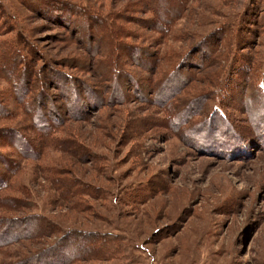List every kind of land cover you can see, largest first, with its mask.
Returning a JSON list of instances; mask_svg holds the SVG:
<instances>
[{
	"label": "rangeland",
	"instance_id": "374dc122",
	"mask_svg": "<svg viewBox=\"0 0 264 264\" xmlns=\"http://www.w3.org/2000/svg\"><path fill=\"white\" fill-rule=\"evenodd\" d=\"M0 104V264H264V0H0Z\"/></svg>",
	"mask_w": 264,
	"mask_h": 264
},
{
	"label": "trees",
	"instance_id": "16d2710c",
	"mask_svg": "<svg viewBox=\"0 0 264 264\" xmlns=\"http://www.w3.org/2000/svg\"><path fill=\"white\" fill-rule=\"evenodd\" d=\"M170 3V2H169ZM167 6V3H166V5L165 6H163L164 8H160V9H164L165 10V7ZM153 7H154V9L156 8V6L153 4ZM166 8H168V7H166ZM154 12H155V15H156V13L158 14V15H161L160 13H158V11L155 9L154 10ZM165 13H167L168 14V11L166 10V11H164ZM100 37H102L101 38V40H103V39H108L107 41H106V44H105V48H106V50H107V55L110 57L109 58V60L107 61V66H110L111 65V63L114 61V56H115V47H116V44L114 43V40L116 41V36H115V34H100ZM115 38V39H114ZM118 39V38H117ZM135 49H136V52H138V54L139 55H143L145 52V50L144 49H142V48H138V47H135ZM7 60V58L5 59V61ZM8 60H9V63L10 62H13V60H12V58L11 57H9L8 58ZM8 63V64H9ZM5 65L7 64L6 62L4 63ZM31 69H32V72H31V74L33 75L34 74V66L32 65L31 66ZM58 75H59V78H57V81H59L60 80V78L62 77V75L64 76V75H66L63 71H55ZM33 77V76H32ZM30 81H34L33 80V78H31L30 79ZM29 81V83L31 84L32 82H30ZM31 87H32V85H31ZM71 89V88H70ZM72 91H74V90H72ZM30 92H32L31 90H29V88H28V94H30ZM80 96H82V97H89V94H88V90H85V91H83V90H81L79 93H78ZM97 98H95V100H96ZM94 99H90V101L91 102H94L95 101ZM98 100V99H97ZM3 104H0V106H2ZM31 110H33V109H31ZM27 112H29V115H30V117H31V113H30V110H28ZM33 113L36 115V117H37V120H36V124L38 123V124H45L47 121H49V118L47 119L46 117H45V115L43 116L42 115V113H43V111L41 112V110L39 111V110H33ZM8 113H7V111L5 110V108H3V107H0V117H2V116H5V115H7ZM44 114V113H43ZM46 118V119H45ZM43 120H45V121H43ZM47 123H49V122H47ZM46 123V124H47ZM39 126V125H38ZM108 244V242H103L102 241V243L100 244L101 246H105V245H107Z\"/></svg>",
	"mask_w": 264,
	"mask_h": 264
}]
</instances>
